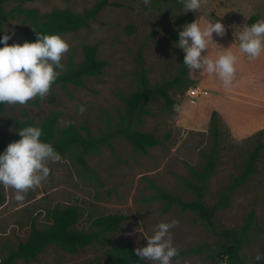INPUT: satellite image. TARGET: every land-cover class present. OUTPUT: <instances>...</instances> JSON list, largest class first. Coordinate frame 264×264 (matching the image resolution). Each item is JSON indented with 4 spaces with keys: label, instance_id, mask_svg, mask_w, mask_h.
I'll use <instances>...</instances> for the list:
<instances>
[{
    "label": "rangeland",
    "instance_id": "rangeland-1",
    "mask_svg": "<svg viewBox=\"0 0 264 264\" xmlns=\"http://www.w3.org/2000/svg\"><path fill=\"white\" fill-rule=\"evenodd\" d=\"M99 1L9 0L3 5L10 14L3 31L14 32L11 41L22 43L35 31L33 20L26 15L29 11H36L40 23L54 10L81 14ZM106 1L86 26L60 35L70 45L62 56L61 74L83 60V45L96 46L97 59L106 63L102 74L83 78L82 86L55 85L45 97H34L23 105L1 103L0 134L15 136L14 122L23 121L51 126L56 139L68 126L82 136L108 133L124 116V100L139 90L141 59L151 86L180 77L169 90L172 105L166 106L161 97H155L136 117L134 130L152 134L158 143L136 151L118 137L111 141L112 151L101 147L91 154L71 146L60 161L49 162L46 180L24 193L22 201L14 199V188L0 184V261L26 241L32 225L37 229L50 225L52 208L71 206L78 210L73 226L77 230L93 231L96 218L110 215L121 216L119 228L106 233L104 242L74 253L50 245L34 260L14 264H156L137 256L134 249L147 246V237L154 234L157 224L172 220L177 221L170 229L173 245L178 252H186L173 257L172 264H225L216 259V253L223 246L233 247L232 242L209 232L192 211L178 205L165 210V201L158 198L163 192L183 202L192 201L195 195L186 185L198 182L194 172L205 165L214 148L215 167L203 185L202 198L207 207H216L214 230L237 233L243 261L263 264L254 259L263 256L264 246V147L254 164L255 172L219 202L255 145L264 144V54L249 60L240 52L238 40L243 25L264 19V0H203L195 12L187 11L183 0ZM196 19L201 26L216 19L225 25V34L213 33L216 44H209L202 55L215 59L229 47L227 50L237 55L228 89L217 74L201 69L192 72L183 65L185 53L176 47L178 32ZM183 67L185 71L179 75ZM196 86L207 95L191 100L186 91ZM196 247H201L199 253L188 252Z\"/></svg>",
    "mask_w": 264,
    "mask_h": 264
},
{
    "label": "trees",
    "instance_id": "trees-1",
    "mask_svg": "<svg viewBox=\"0 0 264 264\" xmlns=\"http://www.w3.org/2000/svg\"><path fill=\"white\" fill-rule=\"evenodd\" d=\"M9 0H0V36L5 34L3 25L10 17L8 12H5L3 5ZM34 1V0H21ZM107 1L101 0L90 9L85 10L81 14L73 13L69 10H54L44 16L42 22L39 23L36 11H29L26 15L33 20L35 31L32 35H28L22 41L35 42L37 40V33L46 35L58 34L62 35L67 32H75L80 28L86 26L89 20H93L106 6ZM18 13H24L19 10ZM9 45L14 42L7 41ZM20 43V44H22ZM3 45H0L2 47ZM83 60L75 67L69 66L67 70L60 74L57 80L53 83L55 85L72 84L74 86H82L83 78L98 77L102 74L106 63L98 60L96 56L95 45L82 46ZM138 83L139 90L127 97L124 100V116L120 122L108 133L100 134L98 137L90 135L82 136L72 127L68 126L61 135L56 139L53 134L51 126H42L43 134L40 139L44 142L51 143L60 155H63L71 146L80 148L83 154L97 153L101 147H107L111 151L112 139L123 137L127 140L132 148L136 151H145L148 147L157 145V139L152 135L144 132L134 130L136 117L140 115L144 106L155 97H161L166 106L173 104V100L169 96V90L180 81V77H176L172 81L165 82L162 85L151 86L146 78L143 69L142 60L139 59ZM185 68L180 71L182 75ZM51 87V88H52ZM1 105V103H0ZM215 112L211 114V123L214 121ZM32 125L30 121H23L22 123L14 122V128L19 132L22 128ZM21 139L17 133L11 138L4 137L0 134V149L4 150L11 142ZM264 144L258 142L253 150L249 153L246 163L243 166L241 173L232 184L227 188L226 194H223L219 204L223 203L234 191V188L249 178L255 172L254 164L259 158ZM215 151L211 150L210 155L206 158L205 165L197 172H194L198 182L196 184H187L188 188L193 192L195 198L190 202H183L177 197L170 196L166 193L159 192L158 198L165 201V210L173 205H178L182 210L192 211L199 220L207 227L208 231L219 235L220 237L232 242L233 247L223 246L220 251L216 253V259L225 264H246L239 254L240 241L237 238V233L234 231H219L216 232L213 227V218L216 207H207L203 202L204 186L208 178L213 173L215 167ZM80 164L86 166L84 160L80 159ZM0 202H3V197L0 195ZM79 214L76 207H54L49 211L50 225L44 229H37L34 225L31 226L29 237L26 241L18 244L17 248L8 252L7 257L0 261V264H14L17 260L30 261L34 260L38 253L42 252L50 245H56L62 250L74 253L79 249L91 245L93 243H102L105 241L104 235L106 233H113L119 228L121 216L110 215L96 218L92 225L95 227L93 231L87 232L73 228L78 220ZM201 247L189 249V253H199ZM185 251H179L178 255H185ZM264 256V246H263ZM118 264H128L121 262ZM264 264V262H263Z\"/></svg>",
    "mask_w": 264,
    "mask_h": 264
},
{
    "label": "clouds",
    "instance_id": "clouds-1",
    "mask_svg": "<svg viewBox=\"0 0 264 264\" xmlns=\"http://www.w3.org/2000/svg\"><path fill=\"white\" fill-rule=\"evenodd\" d=\"M203 0H183L187 11L201 7ZM238 34L239 50L254 60L264 54V19L257 20L250 26L243 25ZM225 25L219 20H209L201 26L198 19L184 25L178 32L176 47L185 53L183 65L195 72L201 69L209 74L215 73L228 89L231 87L236 71L238 57L232 51L224 49L215 58L208 54L217 36L225 34ZM12 34L0 36V103L21 105L34 97H45L53 83L64 70L62 56L69 50V43L58 34L46 35L37 33L35 42L24 41L22 44L9 45ZM81 105L80 111L83 112ZM21 139L11 142L0 152V184L16 190L14 199L22 201L24 193L30 188L39 186L50 174L49 162L61 160V155L53 145L40 139L43 129L40 126H27L18 132ZM177 221L160 222L154 228V234L147 237V246L134 249L140 258L156 264H172V258L178 255L173 245V234L170 231ZM255 261H264V256L257 255Z\"/></svg>",
    "mask_w": 264,
    "mask_h": 264
},
{
    "label": "built area",
    "instance_id": "built-area-1",
    "mask_svg": "<svg viewBox=\"0 0 264 264\" xmlns=\"http://www.w3.org/2000/svg\"><path fill=\"white\" fill-rule=\"evenodd\" d=\"M205 95H207V91L204 89H201L197 86L196 87H190L186 91V96L191 100H195V99L200 98V97L205 96Z\"/></svg>",
    "mask_w": 264,
    "mask_h": 264
},
{
    "label": "crops",
    "instance_id": "crops-1",
    "mask_svg": "<svg viewBox=\"0 0 264 264\" xmlns=\"http://www.w3.org/2000/svg\"><path fill=\"white\" fill-rule=\"evenodd\" d=\"M233 100H236L237 102H240V103H242L240 100H238V99H236V98H233Z\"/></svg>",
    "mask_w": 264,
    "mask_h": 264
}]
</instances>
